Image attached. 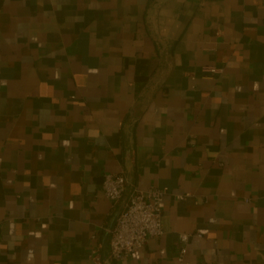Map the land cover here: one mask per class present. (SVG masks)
<instances>
[{
  "label": "crops",
  "instance_id": "obj_1",
  "mask_svg": "<svg viewBox=\"0 0 264 264\" xmlns=\"http://www.w3.org/2000/svg\"><path fill=\"white\" fill-rule=\"evenodd\" d=\"M106 173L166 188L122 262ZM0 264H264V0H0Z\"/></svg>",
  "mask_w": 264,
  "mask_h": 264
},
{
  "label": "built area",
  "instance_id": "obj_2",
  "mask_svg": "<svg viewBox=\"0 0 264 264\" xmlns=\"http://www.w3.org/2000/svg\"><path fill=\"white\" fill-rule=\"evenodd\" d=\"M209 74H216L219 69L209 67ZM101 190L111 206L119 205L114 223L105 228L109 234L107 260L122 262L140 250L150 237L163 234L162 199L166 188L156 185L145 189L128 188L123 173H106L101 182ZM188 234H180L179 260H183ZM99 247L90 250V256L101 261Z\"/></svg>",
  "mask_w": 264,
  "mask_h": 264
}]
</instances>
